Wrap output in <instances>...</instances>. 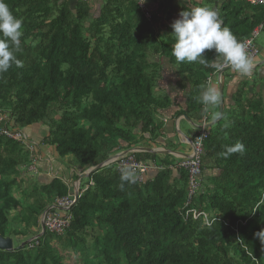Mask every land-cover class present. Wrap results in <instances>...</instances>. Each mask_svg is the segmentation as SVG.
<instances>
[{
	"label": "trees",
	"instance_id": "16d2710c",
	"mask_svg": "<svg viewBox=\"0 0 264 264\" xmlns=\"http://www.w3.org/2000/svg\"><path fill=\"white\" fill-rule=\"evenodd\" d=\"M234 1L225 27L237 39L249 37L263 24L264 8ZM5 2L23 20L17 53L23 67L13 65L0 76V117L22 130L47 127L42 145L72 167L87 170L118 153L158 144L165 132L161 112L172 107L159 89L162 57L179 68L181 88L190 85L186 114L204 116L199 95L220 68L214 52H206L207 65L176 63L175 41L158 38L142 15L121 22L118 1L92 22L89 2L77 1L75 9L73 0ZM246 12L251 14L242 17ZM248 85H240L233 105L209 127L193 195L188 170L177 168L170 155L132 152L136 161L161 168L156 177L142 182L136 175V183L125 182L121 191L119 162L93 173L79 186L85 191L60 234L33 230L70 185L63 177L43 184L22 176L31 164L32 140L0 136V236L40 234L21 249L0 250V264H69L68 258L77 264H264V245L254 235L264 229V98L251 96ZM237 143L244 153L226 158V148ZM192 208L219 220L208 226L202 217H187ZM240 221L246 224L236 231Z\"/></svg>",
	"mask_w": 264,
	"mask_h": 264
},
{
	"label": "crops",
	"instance_id": "0c3cea01",
	"mask_svg": "<svg viewBox=\"0 0 264 264\" xmlns=\"http://www.w3.org/2000/svg\"><path fill=\"white\" fill-rule=\"evenodd\" d=\"M108 1L109 0L89 1L91 7V22L98 19L104 12V9L106 11L109 10V8L116 5L118 1V10L120 11L118 13V16L121 22L122 20L131 21L135 18L141 20L140 16L142 15L147 20L144 22H146L148 26L152 28V30L159 36L158 38L167 43L174 40V38L171 36L173 32L171 24L174 20L179 18V13L182 10L189 9L192 6H208L214 8L218 11L220 19L223 22V26H225V14L229 12V10L233 7V4H237L234 3V0H145V2L143 3H141L142 0H113V5L110 6L108 5ZM76 2L77 1L73 0V9H75L74 3ZM242 3L247 4V2ZM133 4H136V9L133 8ZM138 12L140 13V15H138ZM249 13L251 14V12ZM249 13H243L241 14V16L245 17ZM259 26L257 27L258 29L260 28ZM262 35L264 39V26L260 28L258 38ZM247 38L248 37L238 40L243 42ZM256 45L260 53L256 57V61L253 62L254 67L249 76L242 77L235 70L227 68L220 71L216 78H212V80H214L210 85L216 87L220 91V93L221 91L223 92V110L224 108H229L233 105L234 94L238 91L240 85L246 81L249 82L248 93L251 96L258 94L264 98V48H259L258 44ZM160 62L162 65V78L159 83V89L172 99V107L166 110H162L161 112L165 132L164 136L159 140L158 144H152L151 148H147V146H140L139 148L154 150L156 152L153 153L159 154L161 157L170 155L172 157L171 160H175V165H177V163H179V161H181L183 158L186 159L190 157V154L193 150L191 146V140L200 130L202 119L205 116L199 118L194 113L189 112V115H191V117L186 114V112L188 111V108H186V104L188 94L190 92V85L186 86V88H181V86L185 87L184 83L181 81L182 76H180L179 68L172 63L170 58L162 57L160 58ZM222 62L223 60L220 58L217 64H220L219 66L221 67L223 64H225L224 62ZM256 79L261 80V83L256 84ZM179 112H185V114H178ZM212 112H218L219 114H221V104L218 106V108L216 107L209 110L208 116L206 117L209 122L208 124L218 122L219 118L216 120L211 119ZM33 127L28 129L30 130ZM183 146L187 147L188 150L183 149ZM49 161L50 160L48 157V164ZM142 163L148 164L150 166L149 172L145 175L146 181L155 178L158 172L161 170L160 167L154 165L153 161ZM73 168L74 169L71 170L72 174H77L78 170H82L81 168H78L76 166ZM91 168L93 167H90L87 170ZM87 170H84V172ZM47 172L50 174L49 170H47ZM61 172L64 175V170H61ZM61 172L60 174H62ZM175 173L177 174V171ZM49 176L52 175L50 174ZM72 191L73 186L71 187L69 193H71ZM225 224L228 225V223Z\"/></svg>",
	"mask_w": 264,
	"mask_h": 264
},
{
	"label": "clouds",
	"instance_id": "9594fccd",
	"mask_svg": "<svg viewBox=\"0 0 264 264\" xmlns=\"http://www.w3.org/2000/svg\"><path fill=\"white\" fill-rule=\"evenodd\" d=\"M143 2L145 0H142L141 3ZM171 28L173 29L171 36L175 41L172 46V56L175 58L176 63L195 62L207 65L206 52H214L225 64L230 65L242 77L251 74L254 64L246 50V46L237 39L228 27L223 26L216 9L208 6H192L189 9H184L179 13V18L173 21ZM22 35V18H18L12 13L5 0H0V76L7 73L13 65L23 67L22 61L17 58V53L22 51ZM199 101L203 106L202 114L207 117L210 109L216 108L222 103V96L216 87L206 85L202 87ZM219 116L218 112H212L211 119L216 120ZM6 127L26 133V129H15L13 124H6ZM29 140L32 139L29 138ZM31 143H33V140ZM28 147L30 149V146ZM244 151V144L237 143L234 146L227 147L223 155L227 158L234 153L243 154ZM35 155H37V150L32 152L31 163ZM27 166H24L25 173ZM120 172L119 190H124L125 182L129 184L136 183L137 176L134 170L123 167ZM254 235L264 245V229L254 233Z\"/></svg>",
	"mask_w": 264,
	"mask_h": 264
},
{
	"label": "built area",
	"instance_id": "2783aa9c",
	"mask_svg": "<svg viewBox=\"0 0 264 264\" xmlns=\"http://www.w3.org/2000/svg\"><path fill=\"white\" fill-rule=\"evenodd\" d=\"M75 1H83V2H89L91 0H75ZM239 2H247L248 4L252 6H263L264 7V0H236ZM264 26L261 24L259 27L262 28ZM260 28L256 29L251 36H249L245 41L244 45L246 46V50L249 53L250 57L252 58L253 62L256 59V57L259 55L260 51L257 48L256 40L259 35ZM232 68L230 65L223 64L219 71L213 75H210L207 80V85H210L212 83V78L217 77L220 71ZM2 118V117H0ZM6 120H0V136L4 135V137H7L8 139L16 140L19 142H28L29 138L26 135L24 131L19 130H11L6 127ZM208 120L206 117L202 119L201 122V128L198 131V133L194 136V138L191 140V146H192V153L190 154V157L186 159H182L177 163V168H184L188 170L189 177H190V193L193 195L200 186V177L202 176V155L204 150V144L206 140L209 138L210 132L208 127ZM30 149L32 152H34L37 148V145L33 143H29ZM38 156L35 155L33 157V162L25 168L26 173L31 170L33 172L36 171L38 173ZM116 162H119V170L123 167H128L135 171L136 175L139 176L140 181L146 182L145 175L149 172L150 166L148 164L138 162L136 159L132 157V155H126L124 157H121L120 159L116 160ZM29 172V173H30ZM85 189L79 190L76 189V184L73 185V191L69 193L67 196L62 198H57L55 202L42 214L41 221L43 225V232L48 230L51 233H62L66 227L70 224L71 220V210L73 207L77 204L78 199L83 193ZM77 192V193H76ZM77 194V196H76ZM189 205V203H188ZM187 217L194 218L195 220L202 217L204 219V222L206 225L211 226L215 221H218L217 218H211V216L202 211L196 210V208L188 209L186 212ZM245 225V222H238L235 226V230L239 231L240 225Z\"/></svg>",
	"mask_w": 264,
	"mask_h": 264
},
{
	"label": "rangeland",
	"instance_id": "374dc122",
	"mask_svg": "<svg viewBox=\"0 0 264 264\" xmlns=\"http://www.w3.org/2000/svg\"><path fill=\"white\" fill-rule=\"evenodd\" d=\"M257 44H258L259 48H264L263 35L257 39ZM256 59L254 60V62L256 61ZM255 83L256 84L257 83H261V80L256 79ZM3 119L7 120L8 116H2V118H0V120H3ZM208 127H209V124H208ZM15 129H16V127H15ZM25 131H26L27 136L29 138H31L33 140V142L37 145L36 150H37V156H38V161H39L38 162V165H39L38 170L39 171H38V173H36V171L33 172L32 170H31V172L29 171L30 173L29 172L28 173L24 172V174L21 173L22 176H25V178H32L33 180L39 181V182H41L43 184L50 183L51 180L53 178H55V177H63L64 179H66V182H68V184L70 185V189H71V187L74 185V183L76 181L70 182L71 174H72L71 170H73L74 168L71 166V163H70L69 159H64V160L59 159L55 148L47 147V146L42 145L43 138L48 135V128L36 125L32 129H30V130L27 129ZM183 149L188 150V148L185 147V146H183ZM48 157H49V160H50L49 164H48ZM47 170H49V172H50V174L52 176H49L50 174L47 172ZM61 170L62 171L64 170V175L61 172ZM60 172L62 174H60ZM84 173L85 172H84L83 169L82 170H78L77 171V179H78L79 175L84 174ZM65 174H66V176H65ZM89 181H90L89 177L88 178H83L81 180L80 184L83 187V186L87 185L89 183ZM17 196H18L17 198H19L20 195L17 194ZM12 217H14V216H11L10 219ZM41 217H42V215H40V217H39V224L40 225H39V227L37 229L33 230L34 233L35 232L37 233L38 231H40L41 232L40 234H42V232H43V229H41V227H42ZM13 220L14 219H11V221H13ZM11 225L13 227H17V223H11ZM22 230H24V229H22ZM29 236H31V235L25 234V235H22V236L12 237L13 241H14V248L15 249L19 248L22 244H24L26 242L29 243V242H31L33 240H37V237H38V236H34L31 239ZM29 239H31V240H29ZM66 261H70L69 264H77L74 261H72L71 258H68Z\"/></svg>",
	"mask_w": 264,
	"mask_h": 264
},
{
	"label": "water",
	"instance_id": "95a60500",
	"mask_svg": "<svg viewBox=\"0 0 264 264\" xmlns=\"http://www.w3.org/2000/svg\"><path fill=\"white\" fill-rule=\"evenodd\" d=\"M221 96H222V103H221V114H220V117L218 119L221 120L222 119V111H223V92L221 91ZM216 123V122H215ZM215 123H211L209 124V127H212L215 125ZM156 152L154 150H151V149H145V148H139V147H136V148H133V149H130L128 151H125L123 153H119V154H116L114 156H112L109 160L87 170L84 174H81L79 175L78 179L76 180L75 184H76V188L79 187L80 185V182L83 178H88L90 177L93 173L99 171L100 169L108 166L109 164H112L114 163L116 160H118L119 158L131 153V152ZM77 193V192H76ZM77 196V194H76ZM43 227V225H42ZM26 244H28V242L22 244L19 248L21 249L23 246H25ZM0 250L2 251H13L14 250V241L12 238H4L3 236H0Z\"/></svg>",
	"mask_w": 264,
	"mask_h": 264
},
{
	"label": "bare ground",
	"instance_id": "6f19581e",
	"mask_svg": "<svg viewBox=\"0 0 264 264\" xmlns=\"http://www.w3.org/2000/svg\"><path fill=\"white\" fill-rule=\"evenodd\" d=\"M109 165H111V164H109ZM109 165H108V166H109ZM76 189H79V187H78V188H76Z\"/></svg>",
	"mask_w": 264,
	"mask_h": 264
}]
</instances>
